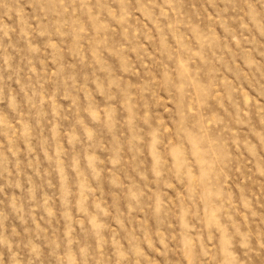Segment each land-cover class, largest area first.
Listing matches in <instances>:
<instances>
[{"label":"rangeland","instance_id":"374dc122","mask_svg":"<svg viewBox=\"0 0 264 264\" xmlns=\"http://www.w3.org/2000/svg\"><path fill=\"white\" fill-rule=\"evenodd\" d=\"M0 264H264V0H0Z\"/></svg>","mask_w":264,"mask_h":264}]
</instances>
